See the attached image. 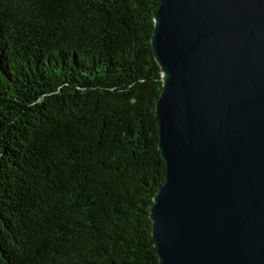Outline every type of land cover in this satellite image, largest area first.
I'll list each match as a JSON object with an SVG mask.
<instances>
[{
    "label": "trees",
    "instance_id": "obj_1",
    "mask_svg": "<svg viewBox=\"0 0 264 264\" xmlns=\"http://www.w3.org/2000/svg\"><path fill=\"white\" fill-rule=\"evenodd\" d=\"M159 0H0V264H159Z\"/></svg>",
    "mask_w": 264,
    "mask_h": 264
},
{
    "label": "water",
    "instance_id": "obj_2",
    "mask_svg": "<svg viewBox=\"0 0 264 264\" xmlns=\"http://www.w3.org/2000/svg\"><path fill=\"white\" fill-rule=\"evenodd\" d=\"M159 264H264V0H159Z\"/></svg>",
    "mask_w": 264,
    "mask_h": 264
}]
</instances>
